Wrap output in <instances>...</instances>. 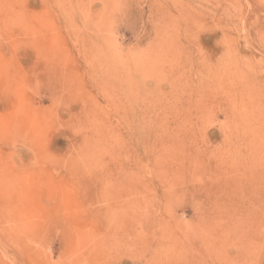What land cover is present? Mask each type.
I'll return each instance as SVG.
<instances>
[{"label": "rangeland", "instance_id": "rangeland-1", "mask_svg": "<svg viewBox=\"0 0 264 264\" xmlns=\"http://www.w3.org/2000/svg\"><path fill=\"white\" fill-rule=\"evenodd\" d=\"M0 264H264V0H0Z\"/></svg>", "mask_w": 264, "mask_h": 264}, {"label": "bare ground", "instance_id": "bare-ground-1", "mask_svg": "<svg viewBox=\"0 0 264 264\" xmlns=\"http://www.w3.org/2000/svg\"><path fill=\"white\" fill-rule=\"evenodd\" d=\"M234 97H235V95H234Z\"/></svg>", "mask_w": 264, "mask_h": 264}]
</instances>
